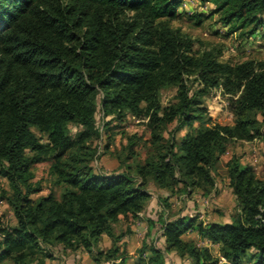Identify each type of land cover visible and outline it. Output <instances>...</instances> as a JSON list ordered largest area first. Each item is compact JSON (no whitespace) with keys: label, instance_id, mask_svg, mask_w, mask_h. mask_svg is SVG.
Listing matches in <instances>:
<instances>
[{"label":"trees","instance_id":"obj_1","mask_svg":"<svg viewBox=\"0 0 264 264\" xmlns=\"http://www.w3.org/2000/svg\"><path fill=\"white\" fill-rule=\"evenodd\" d=\"M182 1L0 0V201L14 218L0 222V264H48L57 251L128 264L120 241L133 232L150 186L163 192V245L143 242L132 264H167L170 252L191 264H264V176L239 155L225 163L237 204L228 222L169 215L171 197L216 192L228 145L264 141V61L223 60L221 48L173 26ZM199 1L213 5L210 15L229 34H264V0ZM167 88L174 100L163 105ZM213 89L227 97L232 123L211 120L204 100ZM128 116L149 131L142 160L136 134L110 150ZM106 153L120 171L95 167ZM45 161L49 189L34 197L42 187L33 166ZM190 232L208 245L184 239ZM103 235L111 239L106 249L97 246Z\"/></svg>","mask_w":264,"mask_h":264},{"label":"rangeland","instance_id":"obj_2","mask_svg":"<svg viewBox=\"0 0 264 264\" xmlns=\"http://www.w3.org/2000/svg\"><path fill=\"white\" fill-rule=\"evenodd\" d=\"M211 8H213V5H202L199 0H183L181 6L179 7V10L185 13L180 19L173 21L172 25L175 27L179 26L186 33L202 40V42L207 46H218L219 48H221V58L223 60H227L232 63L247 59L264 61V34L251 36L247 39L239 38L238 34L236 33L229 34L227 28L218 22L217 16L210 15ZM197 15H200L199 21L197 19ZM175 91L176 90L174 88H167L162 90L160 92L161 103L163 105H166L169 102H172L174 100ZM204 102L208 108L210 118L213 122H218L221 124L232 123L233 115L229 109L227 97L223 95L219 89H213L205 98ZM96 124L99 128H101L103 124V118L99 111L96 113ZM77 129L78 126L75 124L70 123L68 125V131L71 134H74ZM34 131L36 134L40 135L36 129H34ZM184 132L185 131L183 130L180 135H182ZM132 134H136L141 137L139 145L137 146V150L138 158L139 160H142L146 154L147 149L142 142L149 138V131L146 129L144 123L131 116H128L119 128L114 129L110 150H121L123 145H125L127 142V136ZM104 140L105 139L103 135L100 142L101 147L104 143ZM258 142L261 147V143L264 141ZM236 147H238L237 141L228 145L227 154L222 156L216 167L215 180L217 184V192L214 195L207 197L206 199H204L199 193L196 192L192 194V197H190L193 198L192 200H199V202H203V204L205 205L204 210L209 209V211H204L205 213L203 218L206 219L207 217L206 220L217 218L216 221L224 222L223 220H230L231 216L237 212L235 197L231 193L227 185L228 181L226 177L225 167V163L229 159V152L231 154V151ZM262 148L263 147H261L260 152L263 150ZM128 162L131 163V161ZM254 164V166L252 164L251 165L253 166V168H256L257 173H259V175L261 176H264V159ZM94 165L97 169L103 172H115L120 171L121 169L118 162L114 160L109 153L100 154L99 157L94 161ZM49 166L50 162L48 161L33 166L34 178L32 180L33 182L39 183L42 187V190L34 195V197L45 195L48 192ZM1 186L3 188H8L7 183L3 179H1ZM149 191H151L153 194L150 195L151 197H155L157 195L154 187L150 186ZM187 204H190L189 206L187 205V211H189L188 213H190L191 211L189 209L191 207V203ZM178 205H180V207H178ZM182 206L183 204H179V201H177L175 207L170 208L171 210L169 211V215L174 216L178 214L180 210H183ZM213 213L217 214L213 215ZM0 222L2 224L8 225H12L14 223L13 215L7 204L3 201H0ZM121 228L122 226L117 225L115 228V232L117 233ZM135 228L136 226L134 225L133 229ZM141 232V230L136 232V240L140 239V236L142 235ZM211 250L214 254H217V246L211 247ZM250 252L251 251H249V253ZM54 254L56 257H58V261L51 264H82L77 262V258L75 255L64 258L58 251ZM165 257L167 264H185V262L176 263L175 257L173 255H166ZM186 264H191V262L189 261V263Z\"/></svg>","mask_w":264,"mask_h":264},{"label":"crops","instance_id":"obj_3","mask_svg":"<svg viewBox=\"0 0 264 264\" xmlns=\"http://www.w3.org/2000/svg\"><path fill=\"white\" fill-rule=\"evenodd\" d=\"M262 143H261V147H263L262 148L263 150L260 152L261 147H260L258 140L237 141L238 147L234 148L231 151V154L229 152V158L232 154H236V155H239L241 157L242 163H248V164H252L254 166L255 165L254 163H258L264 159V142H262ZM254 169L256 171V168H254ZM216 188H217V184H216ZM154 190H155V188H154ZM155 191L157 194L155 196L156 199H155V197L150 196L151 200L149 199L146 208L139 214V219L134 224L136 226V228L133 229V226H134L133 225L132 226L133 232L131 234L125 235L120 241L121 243L125 244V247H126V250L128 253V257H129L128 261H127L128 264L134 263V261L136 260V257H137L135 250L139 246H141V244L143 242H146V243L153 242L158 247H162V245H163V237L161 236L160 224L157 221L158 214L162 211V207L160 205V202L158 201V195L159 194L163 195V192L161 193L160 191H157V190H155ZM216 192H217V190H216ZM216 192L212 193L211 195H214ZM149 193H150V195H153L151 191H149ZM203 198L206 199L207 197H203ZM192 199L193 198H182V197L174 196V197H171L169 199V202L171 204V208L175 207L177 201H179V204H181V203L183 204V206H182L183 210H180V212H179V214H181V215H183V214H191L192 215L194 213H198L202 220L208 221V220H206L207 217H206V219H204L203 217H204V213H205L204 211H209V209L204 210L205 205L203 204V202H199V200H192ZM187 203H191V207L189 209L191 211L190 213H188L189 211H187V205L189 206L190 204H187ZM178 207H180V205H178ZM166 212L168 213V211H166ZM167 213H166V215H167ZM214 214H217V213H213V215ZM216 220H217V218H212V221H216ZM223 221L228 222L229 220L226 219ZM151 222H152V224H151ZM140 230L142 231L141 232L142 235L140 236L139 240L137 239L138 240L137 241L136 240V236H137L136 232H138ZM183 238L184 239H193V240L197 241L199 244L208 245V243L206 241H202L199 239L196 232L187 233L183 236ZM110 245H111V239L107 235H103L97 246L100 249H106V248L110 247ZM61 255L64 258L71 257V256L75 255L77 258V262H79V263L96 264L91 259L89 253L86 251H77L75 253H70L67 255L61 254ZM167 255H173L175 257L176 263H179V262H185V264L189 263L188 260L180 259L173 252H170ZM57 259H58V257H56L54 254V259L49 260L48 264L56 263L58 261ZM166 263H167V261H166Z\"/></svg>","mask_w":264,"mask_h":264}]
</instances>
